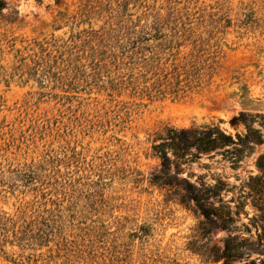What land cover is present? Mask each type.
I'll return each instance as SVG.
<instances>
[{"label": "rangeland", "instance_id": "rangeland-1", "mask_svg": "<svg viewBox=\"0 0 264 264\" xmlns=\"http://www.w3.org/2000/svg\"><path fill=\"white\" fill-rule=\"evenodd\" d=\"M4 1L0 264H232L264 226V0ZM210 124L236 145L154 176L156 133Z\"/></svg>", "mask_w": 264, "mask_h": 264}, {"label": "trees", "instance_id": "trees-1", "mask_svg": "<svg viewBox=\"0 0 264 264\" xmlns=\"http://www.w3.org/2000/svg\"><path fill=\"white\" fill-rule=\"evenodd\" d=\"M6 2L0 0V13L6 7ZM184 67L182 65H173V71L167 73L162 71L160 74L153 71V69H144L138 72V77L149 73H155L154 81L156 90H171L174 86L179 85L180 70ZM247 118L243 112L238 116V122L243 124L246 132L242 135L236 133V138L239 140L242 137L249 138L250 128L247 127ZM158 141L151 145L155 157L160 164V175H154L156 178L162 180L163 184H167L166 180L171 177L173 173L177 176L180 172L181 165L187 164L191 161L189 158L197 157L201 153H208L217 150H229L236 145L235 139L231 134H226L219 125H200L189 128H176L172 126H165L161 132L156 133ZM258 143H261L259 139ZM192 151H195L193 153ZM196 157V156H195ZM175 176V177H176ZM184 192L193 200L201 210V213L208 217L211 212H208L203 202H208L211 197L204 191L208 189L205 186H196L191 182L185 180V185L182 187ZM263 211V209H257ZM264 220V215H262ZM254 232L247 231L248 236H240L235 232L227 234L224 242L223 256L232 259V264H264V226L253 225ZM21 233V232H20ZM17 241H20V236L17 231L12 234ZM237 260V262H235Z\"/></svg>", "mask_w": 264, "mask_h": 264}]
</instances>
